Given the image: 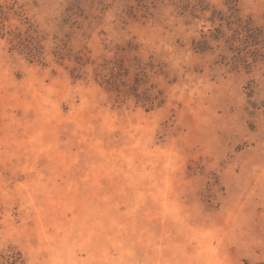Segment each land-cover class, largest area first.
Returning <instances> with one entry per match:
<instances>
[{"label":"rangeland","instance_id":"obj_1","mask_svg":"<svg viewBox=\"0 0 264 264\" xmlns=\"http://www.w3.org/2000/svg\"><path fill=\"white\" fill-rule=\"evenodd\" d=\"M0 264H264V0H0Z\"/></svg>","mask_w":264,"mask_h":264},{"label":"trees","instance_id":"obj_2","mask_svg":"<svg viewBox=\"0 0 264 264\" xmlns=\"http://www.w3.org/2000/svg\"><path fill=\"white\" fill-rule=\"evenodd\" d=\"M228 4L232 2V0H225Z\"/></svg>","mask_w":264,"mask_h":264}]
</instances>
